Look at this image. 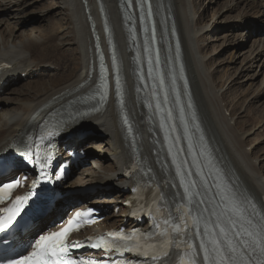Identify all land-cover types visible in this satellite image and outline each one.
<instances>
[{
  "label": "bare ground",
  "instance_id": "obj_1",
  "mask_svg": "<svg viewBox=\"0 0 264 264\" xmlns=\"http://www.w3.org/2000/svg\"><path fill=\"white\" fill-rule=\"evenodd\" d=\"M40 1L0 0V63L9 65L2 71L0 83L4 86L0 90H5L6 84L17 80L22 72L28 76L26 81L22 80L17 86L11 85L12 90L7 91L8 94L4 91L0 99L6 103L13 102L0 107V151L24 134L29 123H37L52 111L78 107L85 100L99 78L95 42L98 48L100 43L107 47L102 30V7L122 67L123 102L117 104L112 92L89 115L77 114L70 127L93 129L95 135L89 138L97 139L86 150L93 163L80 171L84 182H115L121 189L114 194L108 191L107 194L112 195L103 197L99 194H104L97 192L96 198L91 201L114 203L116 206L130 198L131 193L123 188L131 185L133 180L124 173L130 157L128 151L130 147H137L147 153L156 170L161 162L168 163L177 171L179 168L176 165L180 164L186 173L183 163L176 161L183 160L186 155L190 161V170L198 177L202 187L206 190L210 188L206 195L207 203L217 214L223 211V205L231 204L224 173L264 209V0H230L236 2L235 8H241L237 18L246 20L252 17L255 23L260 24L238 23L237 26H241L238 33L232 31L233 23L218 25L212 19L214 23L209 25L202 14H197V4L200 8L204 5L201 0L198 3L197 0H153L157 18L165 33L160 35L164 45L161 43L163 64L158 68L150 66L149 75L146 73V61L147 58L153 59V55L151 41L142 40L143 36H149L146 9L141 8L143 0H131V3L129 0L52 2L53 7L63 15L64 25L60 27L65 33L62 36L38 34L43 28L26 30V27H18L34 19L30 17L32 12L43 21L49 20L46 11L39 15L36 12H40V9L31 8ZM224 1L229 3V0ZM218 2L210 0L214 5ZM128 3L132 8L129 13L126 9L123 11L124 7L128 9ZM254 7L257 12H254ZM221 13L223 15V11L219 16ZM92 21L100 35L95 41L90 28ZM57 22L60 24L59 20ZM130 24L134 26L132 33L129 31ZM221 30L227 32L218 35ZM255 33L259 34L257 38ZM207 34L220 36L224 44H227L226 49L232 51L229 53L230 63L235 65L232 69L236 71L227 67L222 77L215 79L218 67L215 68V65L214 69L208 65L210 56L205 52L209 45L204 43ZM174 36L178 37L179 51L174 46ZM216 38L213 40L219 37ZM243 41L250 48L237 51L245 46ZM59 52L60 57H69L73 65L61 62L57 57ZM98 54H103L101 48ZM76 61L78 67H74ZM217 64L221 65L219 62ZM48 66L54 67V71L49 73L43 69ZM37 71L39 74H49L50 77L43 80L36 78L34 75L38 74ZM235 73H239L236 79L233 78ZM245 74L248 87L241 92L244 81H240L239 77ZM142 77L144 85L139 82ZM158 79L163 81V85H158ZM150 85L156 87L154 100L150 94ZM236 85L240 88L237 87L235 96L229 98L227 92ZM251 95L252 99L249 100ZM163 96L171 101L170 117L174 118L177 126L175 131L171 129ZM152 101L161 106V112H155L153 104H150ZM124 117L129 119L128 128L123 125ZM127 133L133 135L135 146L127 139ZM97 134L102 136L96 138ZM207 136L212 141L209 147ZM84 140L73 139L64 143L79 149ZM172 148L177 152V158ZM210 150L217 152L221 158L214 166L212 157L215 153L211 155ZM3 180L0 175V182ZM79 199L70 194L64 200L77 202ZM103 208L109 209L107 205ZM63 209L64 205L59 202L54 213ZM128 211V207L121 206L118 213L109 212L99 228L120 225L122 214Z\"/></svg>",
  "mask_w": 264,
  "mask_h": 264
},
{
  "label": "snow or ice",
  "instance_id": "obj_2",
  "mask_svg": "<svg viewBox=\"0 0 264 264\" xmlns=\"http://www.w3.org/2000/svg\"><path fill=\"white\" fill-rule=\"evenodd\" d=\"M129 2L131 3V0ZM144 7L145 5L142 2L141 8L143 9ZM147 8L150 14V3L147 4ZM117 87H119V79H117ZM103 98L102 96L101 99ZM9 164V161L0 159V170L6 168ZM18 183L19 181L5 184L0 188V192L10 190ZM195 185V180L189 182L186 191H189ZM197 194L189 191V198L191 199L193 195ZM27 200V196L16 197V203L9 208L3 209L7 215L0 217V232L5 231L16 222L17 217L21 216L24 211L23 203ZM77 215L80 214L78 213ZM186 215L190 216L191 211L189 210ZM179 220L181 223L173 224L172 230L178 234L181 232H185L186 234V230L189 227L186 216L179 217ZM199 223L200 217L193 216L192 226L197 233L201 234L199 248L203 249V259L207 261V264H264V215H260L257 219V213L254 210L249 212L247 207L242 206L233 199L231 207L216 214L215 220H212L211 217L205 219V227L202 231L196 227ZM165 224H168L167 220ZM71 227L72 221H69L68 226L59 232L40 235L39 239L35 241L33 250L28 255H21L17 259L9 260L7 264H78L77 261L62 258V255L66 254L69 247L66 236ZM108 235L112 236L113 234L109 233ZM162 235L166 239L160 243L129 249V251L135 250L142 255H151L153 260H157L159 264H163V261L169 257V249L178 237L167 239L168 233L166 232ZM240 237L244 238L242 242L238 239ZM97 239L102 241L104 237H98ZM122 239H127V237H122ZM185 244L188 248L195 247V245L189 244L187 241H185ZM78 246V242H71V247ZM92 246L100 248L102 245L96 243ZM175 246L179 247L178 244ZM249 249L251 250V254H249ZM117 250L119 251L120 249L117 248ZM198 254L196 253V255ZM92 264H95V262H92ZM186 264H196L195 255L190 256Z\"/></svg>",
  "mask_w": 264,
  "mask_h": 264
},
{
  "label": "rangeland",
  "instance_id": "obj_3",
  "mask_svg": "<svg viewBox=\"0 0 264 264\" xmlns=\"http://www.w3.org/2000/svg\"><path fill=\"white\" fill-rule=\"evenodd\" d=\"M57 0H41L40 2H38V3H35V4H33L34 6H31V8H35L36 10H38V9H40L39 11L40 12H36L37 14H43L45 11V14H46V16L48 17V19L49 20H47V21H43L41 18H39V16H36V15H34V12H32L31 13V18H34V19H32L31 21H28L26 24H24L23 26H18L19 28H22V27H26L25 29L26 30H29L30 28L31 29H34V27H36V28H43L42 29V31L40 32V33H38V34H40V35H43V36H62L64 33H65V31L64 30H62V28L60 27V25L62 26V25H64V20H63V15L60 13V11H59V9H57V8H54L53 7V5H52V2L53 3H55ZM198 1H200V0H197V3H198ZM201 1H203V4L204 5H202V7L200 8V5L198 6V4H197V14L198 15H200V14H202V16H203V19H205L206 21H208L210 24L209 25H211V24H213L214 23V21L216 20L217 21V24L218 25H222V24H224V23H233L234 24V26L233 27H231V29H232V31H235L236 33H238L240 30H241V26H237V24L238 23H241V25H244V24H246V23H250L251 25H260L259 23H255V21H253L252 20V17H249V18H247L246 20H243V19H240V18H237L239 15H240V9L241 8H238V7H236L235 8V3L237 2V0H234V1H236V2H231L230 0H229V3L227 2V1H224V0H219V2H218V4H211L210 3V0H201ZM254 1H256V2H261L260 0H254ZM221 2V3H220ZM227 2V3H226ZM44 3V4H43ZM38 4V5H37ZM51 5L50 7H49V5ZM229 4V5H228ZM44 6V7H43ZM204 6H207V8L206 9H204L203 7ZM260 6V5H259ZM46 7H47V9H46ZM223 7V8H222ZM215 9H216V12H215ZM254 9V12H257V8L256 7H254L253 8ZM44 10V11H43ZM26 11V10H25ZM223 11V15H222V13H221V15L219 16V14H220V12H222ZM42 12V13H41ZM233 12H234V14H233ZM216 13V14H215ZM218 13V14H217ZM58 14V15H57ZM197 15V16H198ZM216 15H218V16H216ZM227 16V17H226ZM230 16V17H229ZM233 16V17H232ZM226 19H225V18ZM224 18V19H223ZM54 19V20H53ZM214 20V21H211V20ZM236 19V20H235ZM57 20H59L60 21V24H59V22H57ZM224 20H226V21H224ZM250 21V22H249ZM254 22V23H253ZM49 23V24H48ZM41 24H42V26H41ZM40 25V26H39ZM218 25H217V27H218ZM28 26V27H27ZM213 29V28H212ZM239 30V31H238ZM223 32H224V34L227 32L226 30H221V31H219L217 34L218 35H223ZM245 33H246V31H245ZM209 34H207V36H205V41H204V43L205 44H209L208 45V47H207V49L205 48V52L206 53H209L208 55L210 56L209 57V62H207L208 63V65L210 66V67H213L214 68V66H215V68H217V72L214 74V77H215V79L217 78H220V77H222V75H223V73L226 71L225 69H227V67H229V68H231V71H236L235 69H232L235 65L234 64H232V63H230V52H232V51H228V49H226V47H227V44L225 45L224 44V41H223V39L220 37V36H214V37H212V36H208ZM259 34H254V36H255V38H257V36H258ZM216 37H219L218 38V40H213L214 38H216ZM217 39V38H216ZM212 41V42H211ZM223 43V44H222ZM251 43H252V40H251ZM250 43V44H251ZM243 44H245V41H243ZM220 46V47H219ZM215 47V48H214ZM66 48V47H65ZM64 48V49H65ZM219 48V49H218ZM250 48V46H247V44H245V46L244 47H242V48H240L239 50H237L238 48L236 47L235 48V50H237V51H242V50H245V49H249ZM212 55V56H211ZM227 55H228V57H227ZM59 56V59L61 60V62H63V63H65V64H68V62L70 63V58L69 57H67L66 55H64V57L62 58V57H60V52L59 53H57V57ZM224 56H225V58H226V60H227V58L229 59V60H227V62H226V60L224 61ZM218 57V58H217ZM208 58V57H207ZM222 58H224V59H222ZM224 63H222L220 60ZM59 60V61H60ZM219 60V61H218ZM221 63V65L220 64H217V63ZM229 64V66H227V65ZM70 65H73L72 63H70ZM224 65V66H223ZM226 66V67H225ZM237 66H239V63L237 64ZM74 67H78V62L76 61V62H74ZM58 68H59V70H60V67L58 66ZM214 68V69H215ZM45 71H47V72H51V71H53L52 69H53V67H52V69H50V68H48V67H44L43 68ZM222 69V70H221ZM261 69V68H260ZM263 69H264V67H263ZM225 70V71H224ZM43 71V70H42ZM223 71V72H222ZM251 72V71H250ZM222 73V74H221ZM219 74V75H218ZM237 74V75H236ZM238 74L239 73H235L234 74V77L233 78H238ZM49 74H46V75H42V76H40V77H38V78H41L42 80L43 79H46L47 77L49 78L50 77V75L48 76ZM216 75V76H215ZM242 77H239L240 79V81H244V86L243 87H239V85H236V87L235 86H232V88L230 89V91H228L227 93H228V96H229V98H233L234 96H235V93H236V90H237V87H239L240 88V90H241V92L242 91H244L245 89H247V81H248V78H246L245 79V77H246V74L245 75H241ZM36 79V78H35ZM25 81V80H24ZM20 82H16V83H13V84H11L12 85V87L13 86H17L18 84H19ZM217 84H220L219 82H216ZM229 84V83H228ZM10 85V86H11ZM9 86V89H7V90H5L6 92L8 91V92H10V90H12L11 88L12 87H10ZM8 92H7V94H8ZM246 96V95H245ZM248 96V95H247ZM246 96V97H247ZM252 96L253 95H251L250 97H249V100H251L252 99ZM2 98V97H1ZM0 98V99H1ZM11 104H13V102H9V103H6V102H4L3 100H0V107H2L3 105H11ZM257 106H260V105H257ZM98 136H102V134H97L96 135V138L98 137ZM90 139V138H89ZM91 141H92V143L93 142H97V139L95 140V139H90ZM91 144V143H90ZM88 147L89 146H87L85 149L87 150L88 149ZM81 170H83V168H80V169H76L75 170V174L76 175H78V176H75V177H73V187H86L87 185H89V184H86L85 185V182H84V180L85 179H83L82 177H83V175L81 174ZM102 183H104V184H106V182H102ZM104 196V195H103Z\"/></svg>",
  "mask_w": 264,
  "mask_h": 264
}]
</instances>
